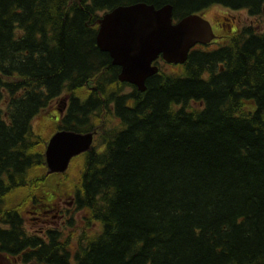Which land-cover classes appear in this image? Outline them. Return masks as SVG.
I'll return each instance as SVG.
<instances>
[{"label": "trees", "instance_id": "16d2710c", "mask_svg": "<svg viewBox=\"0 0 264 264\" xmlns=\"http://www.w3.org/2000/svg\"><path fill=\"white\" fill-rule=\"evenodd\" d=\"M137 3L171 5L174 21L220 7L227 28L182 65L159 60L138 92L95 42L105 12ZM237 10L263 23L237 25ZM53 102L67 104L56 121ZM37 116L54 132H95L73 181L45 176ZM37 186L47 201L73 197L83 215L72 238L25 237L20 207ZM0 253L23 264H264V0H0Z\"/></svg>", "mask_w": 264, "mask_h": 264}, {"label": "water", "instance_id": "95a60500", "mask_svg": "<svg viewBox=\"0 0 264 264\" xmlns=\"http://www.w3.org/2000/svg\"><path fill=\"white\" fill-rule=\"evenodd\" d=\"M96 25V45L119 68L118 81L138 92H144L146 81L158 73L159 59L182 65L192 48L215 39L210 22L201 15L190 14L175 22L171 5L157 9L143 3L118 6L105 12ZM92 143V132H55L45 147L46 175L64 174L71 159L88 152Z\"/></svg>", "mask_w": 264, "mask_h": 264}, {"label": "flooded vegetation", "instance_id": "af4514ba", "mask_svg": "<svg viewBox=\"0 0 264 264\" xmlns=\"http://www.w3.org/2000/svg\"><path fill=\"white\" fill-rule=\"evenodd\" d=\"M210 23L216 35V39L213 41H217V38H220L216 34V30L218 29V27L227 28L224 22V18H220L218 23L216 22V24L214 23V21H210ZM223 28L221 32L223 31ZM66 106L67 104L66 102H64V105L61 109L57 108L58 114L55 116V121L59 120L60 116L62 117L64 115ZM41 182V185L43 186L44 183H46V180L41 179ZM43 192L44 188L37 186L36 193L34 194V196H32V202H30L29 200V202L25 204L24 208L23 205H21L20 207V215L22 218L21 225L23 229L22 231L25 237H35L36 239L43 240L45 243L50 242V234H56L60 242H62L64 237L68 236L69 234L71 236L70 238H72L74 236V233H70L71 228L68 227V221L71 220L70 218L74 216L76 209L73 203V197L65 200L63 199V197L54 195L53 197L49 198V201H47V197ZM27 206L28 208L25 209ZM24 217L29 218V223H31L30 225H34V228H36L35 230L28 231L26 228H24ZM64 218H66V220ZM0 264H23L22 257L19 256L16 259H13L12 257L9 258L0 253Z\"/></svg>", "mask_w": 264, "mask_h": 264}, {"label": "rangeland", "instance_id": "374dc122", "mask_svg": "<svg viewBox=\"0 0 264 264\" xmlns=\"http://www.w3.org/2000/svg\"><path fill=\"white\" fill-rule=\"evenodd\" d=\"M226 12H227V10H224L223 8L212 7V8L209 9V11L207 12L206 15L205 14L203 15V18L206 19V20H209V21H213L214 20V22L218 23L219 16L224 14V13H226ZM233 16L236 17L237 25L240 24V26L248 25V24L258 25V24H262L263 23V19L261 17H258V18L251 17L245 11H242V10L234 11ZM215 42H217V41H215ZM168 69L170 71L173 70V68L171 66H169ZM168 69L165 68L164 65H162V70L166 71ZM54 107H55V102L51 103L50 107H48L46 109V113L45 114H47V113L50 114L51 111H53V112L57 111V108H54ZM42 116H37L36 118H34L32 120L31 129H32L33 132L36 133L35 135H38L42 139L45 140L46 138L48 139L50 137V135H52L54 133L55 124L54 123L50 124V122L45 118L47 116H45V117H42ZM78 169H79L78 160H75V159L72 160L70 165H69V167H68V170H67V176L68 175L69 176L67 177L66 183H69L74 177L77 176V174L79 172ZM56 182H58L57 179H54V180L50 181V183H53V185H55L56 189H60L59 187H57ZM14 200H16V199H14ZM19 204H20V201L18 200L14 205H19ZM24 206H25V204L23 205V208H24ZM27 208H28V206L25 209H27ZM82 215H83L82 213L77 212L75 210L74 216L72 217L74 223L72 224V228L70 229V233H75V230H73V229L76 228L75 226H78L81 223L80 221H81ZM64 219L66 220V218H64ZM23 224H24V228H26L28 231H32V230L36 229V228H34L33 224L30 225L31 223H29V218L28 217H24V223ZM40 225H42V224H40ZM70 237H71L70 234L68 236H65L63 241H65V239H67V238L70 239Z\"/></svg>", "mask_w": 264, "mask_h": 264}]
</instances>
